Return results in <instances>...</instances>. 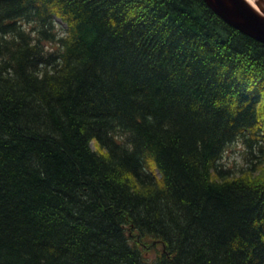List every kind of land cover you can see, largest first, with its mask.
Wrapping results in <instances>:
<instances>
[{
    "label": "trees",
    "instance_id": "obj_1",
    "mask_svg": "<svg viewBox=\"0 0 264 264\" xmlns=\"http://www.w3.org/2000/svg\"><path fill=\"white\" fill-rule=\"evenodd\" d=\"M263 166L264 44L202 0H0V264H264Z\"/></svg>",
    "mask_w": 264,
    "mask_h": 264
},
{
    "label": "water",
    "instance_id": "obj_2",
    "mask_svg": "<svg viewBox=\"0 0 264 264\" xmlns=\"http://www.w3.org/2000/svg\"><path fill=\"white\" fill-rule=\"evenodd\" d=\"M202 1L226 24L253 40L264 44V16L253 11L244 0Z\"/></svg>",
    "mask_w": 264,
    "mask_h": 264
},
{
    "label": "rangeland",
    "instance_id": "obj_3",
    "mask_svg": "<svg viewBox=\"0 0 264 264\" xmlns=\"http://www.w3.org/2000/svg\"><path fill=\"white\" fill-rule=\"evenodd\" d=\"M54 23L57 30L63 31L65 29V25L61 24L59 20H54ZM91 147L94 148L93 143H91ZM246 151V147L240 141H236L226 149L219 163L224 168L232 169L235 173H238L240 169L249 166L250 156ZM153 254L154 251L151 252V255Z\"/></svg>",
    "mask_w": 264,
    "mask_h": 264
},
{
    "label": "bare ground",
    "instance_id": "obj_4",
    "mask_svg": "<svg viewBox=\"0 0 264 264\" xmlns=\"http://www.w3.org/2000/svg\"><path fill=\"white\" fill-rule=\"evenodd\" d=\"M244 1L253 9V11L264 16V1L253 0L252 3H250L249 0Z\"/></svg>",
    "mask_w": 264,
    "mask_h": 264
},
{
    "label": "snow or ice",
    "instance_id": "obj_5",
    "mask_svg": "<svg viewBox=\"0 0 264 264\" xmlns=\"http://www.w3.org/2000/svg\"><path fill=\"white\" fill-rule=\"evenodd\" d=\"M249 2H250V3H252V2H253V0H249Z\"/></svg>",
    "mask_w": 264,
    "mask_h": 264
}]
</instances>
